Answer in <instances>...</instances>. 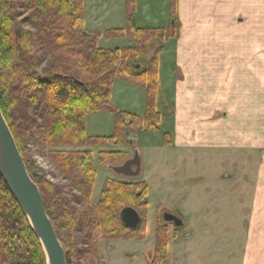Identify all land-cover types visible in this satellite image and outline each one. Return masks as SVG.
Here are the masks:
<instances>
[{
	"label": "trees",
	"instance_id": "16d2710c",
	"mask_svg": "<svg viewBox=\"0 0 264 264\" xmlns=\"http://www.w3.org/2000/svg\"><path fill=\"white\" fill-rule=\"evenodd\" d=\"M126 5L127 27L112 29L106 35L128 36L134 39V46L102 49L96 44L100 33L84 29L83 0H0V109L30 177L42 193L45 210L66 250L67 264H74V257H84L82 254L87 256V264H105L96 258L99 241L145 237V181L131 183L106 178L98 200L89 204L96 176L91 151L51 149L99 146L103 142L119 144L122 132L123 136L130 132L128 128L139 132L158 129L159 113L153 102L162 45L149 58L147 48L154 39L165 42L173 38L176 28H141L135 23L134 0H126ZM170 7L171 15L176 16V0H171ZM140 58L146 65L134 69ZM41 63L45 64L37 71ZM115 78L144 88L143 117L118 111L110 104ZM104 110L115 115L113 132L109 136H88L86 116ZM35 134L40 147L50 148V162L70 188L78 192L73 195V202L61 197L60 187L39 176L28 162L27 145ZM165 141L171 143L170 138ZM124 155L120 151H100L98 159L100 163L118 162ZM126 207L140 215L135 229L126 227L120 219ZM155 239L151 264H166V227H158ZM0 264H46L38 239L1 176Z\"/></svg>",
	"mask_w": 264,
	"mask_h": 264
},
{
	"label": "rangeland",
	"instance_id": "374dc122",
	"mask_svg": "<svg viewBox=\"0 0 264 264\" xmlns=\"http://www.w3.org/2000/svg\"><path fill=\"white\" fill-rule=\"evenodd\" d=\"M170 6L171 0H134L136 25L146 29L166 30L173 25L176 28V16L171 15ZM127 23L126 0H83V26L87 32L100 33L96 39L99 48L123 49L134 46V39L128 36L106 35L107 31L112 29H125ZM23 26L30 28L27 24ZM160 45L163 46L158 54V63L160 61L161 65L158 67L157 90L153 102L154 110L159 113L158 129L139 132L128 128L129 135L124 134L123 136L122 132L119 144L103 142L99 146L84 145L51 149L91 151L96 176L89 204H94L98 200L106 178L131 183L145 181L147 184L145 237L143 239L101 240L98 243L97 261L102 260L105 264H151L156 230L162 226V228L166 227L168 233L167 254L163 261L166 264H240L242 242L239 226L233 227V223H238V217H235V214L231 215L217 202L225 200L229 201V204L235 202L238 204L239 199L234 200L237 194L233 193L238 186H233L239 179L234 181L224 175H233L237 172L239 176L242 165L240 153L242 152L237 144L210 143L206 133L202 139L195 136L196 140L193 142L173 144L175 128H178L175 120L177 85L173 70L175 46L171 39L165 42L154 39L148 44V58ZM44 64L38 65L36 70L41 71ZM139 64L143 68L146 65L145 60L140 58ZM209 84L214 90L210 86L207 89L206 103L220 105L219 102H221L222 105L224 85L228 83ZM235 85L238 87L239 83ZM191 89L193 90L192 87ZM184 94L189 98L187 93ZM233 94L232 99L234 98V101L239 104L242 92L239 93L237 90ZM109 99L110 104L118 111H125L140 117L145 115L146 92L144 88L129 80L115 78L111 85ZM234 108L235 113L229 122L238 127L239 105ZM208 109L211 108L208 107ZM183 114L186 115V112ZM199 116L197 115V119ZM220 118H222L220 113L211 114L205 111L198 120L205 125L208 121L215 122ZM114 120V113L107 110L88 114L85 118V132L88 136H109L114 129ZM198 125L197 122L196 131L199 130ZM203 132L205 130H202ZM36 137V134L33 135V140H30L27 145L28 162L39 176H43L60 187L61 197L73 202V195H78V192L70 188L67 180L50 162L47 156L50 148L40 147L35 141ZM165 138L167 140L170 138L171 143L167 144ZM100 151H120L125 155L118 162L100 163L98 159ZM136 151L140 159L138 175H125L113 170L115 166L132 159ZM229 187L230 190H228ZM77 207L81 208L79 205ZM165 213H173L182 219L183 224L175 226L173 223H166L163 220ZM236 214L238 215V211ZM188 221H190V226H187ZM233 228L234 232L230 231ZM77 237L79 240V234ZM78 248H82L81 244H78ZM82 255L87 257L85 254ZM84 257H74V264H87L88 260Z\"/></svg>",
	"mask_w": 264,
	"mask_h": 264
},
{
	"label": "crops",
	"instance_id": "0c3cea01",
	"mask_svg": "<svg viewBox=\"0 0 264 264\" xmlns=\"http://www.w3.org/2000/svg\"><path fill=\"white\" fill-rule=\"evenodd\" d=\"M170 39L177 85L173 144L193 142L206 133L210 143L239 146V176L224 175L239 179L233 186H238L233 192L238 204L217 203L238 217L233 227L239 226L240 264H264V0H176V34ZM213 82L228 83L221 106L206 103ZM237 90L242 92L239 104L232 99ZM238 105L235 127L229 121ZM205 111L222 118L201 124Z\"/></svg>",
	"mask_w": 264,
	"mask_h": 264
},
{
	"label": "water",
	"instance_id": "95a60500",
	"mask_svg": "<svg viewBox=\"0 0 264 264\" xmlns=\"http://www.w3.org/2000/svg\"><path fill=\"white\" fill-rule=\"evenodd\" d=\"M139 67L140 64L134 65V69H139ZM127 135L129 132H125V136ZM139 164V154L136 151L132 159L126 160L122 165L114 167L113 170L120 174L138 175ZM0 176L38 239L46 264H67L66 252L57 236L54 224L45 210L42 193L27 171L1 109ZM120 219L130 229H135L140 223L139 213L131 207H126L121 211ZM163 220L171 222L175 226L182 225V219L172 213L163 214Z\"/></svg>",
	"mask_w": 264,
	"mask_h": 264
},
{
	"label": "flooded vegetation",
	"instance_id": "af4514ba",
	"mask_svg": "<svg viewBox=\"0 0 264 264\" xmlns=\"http://www.w3.org/2000/svg\"><path fill=\"white\" fill-rule=\"evenodd\" d=\"M173 214V213H172ZM174 215V214H173ZM176 216V215H175ZM165 222H167V223H171V222H168V221H166V220H164Z\"/></svg>",
	"mask_w": 264,
	"mask_h": 264
}]
</instances>
